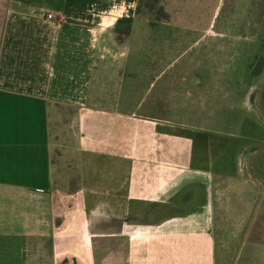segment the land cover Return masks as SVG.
Listing matches in <instances>:
<instances>
[{"label": "crops", "instance_id": "crops-1", "mask_svg": "<svg viewBox=\"0 0 264 264\" xmlns=\"http://www.w3.org/2000/svg\"><path fill=\"white\" fill-rule=\"evenodd\" d=\"M136 2L0 0V264H264L255 149L144 122L141 68L112 98L96 50ZM114 161L126 164L118 195Z\"/></svg>", "mask_w": 264, "mask_h": 264}, {"label": "rangeland", "instance_id": "rangeland-1", "mask_svg": "<svg viewBox=\"0 0 264 264\" xmlns=\"http://www.w3.org/2000/svg\"><path fill=\"white\" fill-rule=\"evenodd\" d=\"M136 3L132 20L104 33L96 50L97 64L110 68L112 98L125 87L124 71L141 68V85L132 94L142 100L137 115L144 122L235 135L211 146L255 149L256 165L264 164V0ZM240 159L246 164L248 156ZM57 164L70 181L66 163ZM111 165L112 190L122 194L126 164Z\"/></svg>", "mask_w": 264, "mask_h": 264}, {"label": "built area", "instance_id": "built-area-1", "mask_svg": "<svg viewBox=\"0 0 264 264\" xmlns=\"http://www.w3.org/2000/svg\"><path fill=\"white\" fill-rule=\"evenodd\" d=\"M47 18L48 19H52L53 17L51 15H47Z\"/></svg>", "mask_w": 264, "mask_h": 264}, {"label": "trees", "instance_id": "trees-1", "mask_svg": "<svg viewBox=\"0 0 264 264\" xmlns=\"http://www.w3.org/2000/svg\"><path fill=\"white\" fill-rule=\"evenodd\" d=\"M138 12V9H136V13Z\"/></svg>", "mask_w": 264, "mask_h": 264}]
</instances>
